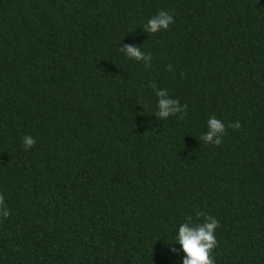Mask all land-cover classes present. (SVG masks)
<instances>
[{
	"label": "trees",
	"instance_id": "trees-1",
	"mask_svg": "<svg viewBox=\"0 0 264 264\" xmlns=\"http://www.w3.org/2000/svg\"><path fill=\"white\" fill-rule=\"evenodd\" d=\"M0 194V264H183L198 211L215 264H264V0H0Z\"/></svg>",
	"mask_w": 264,
	"mask_h": 264
},
{
	"label": "clouds",
	"instance_id": "clouds-1",
	"mask_svg": "<svg viewBox=\"0 0 264 264\" xmlns=\"http://www.w3.org/2000/svg\"><path fill=\"white\" fill-rule=\"evenodd\" d=\"M174 23V18L169 12L161 10L153 15L143 25L145 32L155 34L161 30L168 29L169 25ZM125 56L136 61H142L146 67H149L152 60L151 53H145L141 47L135 45H124L118 49ZM171 71V67L169 66ZM149 87L155 91L157 100V111L155 116L157 119L166 120L170 116L179 115L183 119L187 115V104L181 105L178 99L171 98L167 89H158L157 85L152 82ZM207 131L202 134L201 140L205 143L215 144L219 146L222 143V136L226 134L225 124L223 121L216 118L213 114L207 120ZM231 128L239 129L240 122L228 125ZM36 144L35 138L25 136L23 138V148L31 149ZM10 210L5 204L3 194H0V217L8 218ZM196 218L199 220L203 217L202 222L194 223L191 216L181 223L178 227V232L175 234V241L180 245L181 250L185 254L183 264H215L213 256L214 249L218 246L216 239V230L220 226L219 221L211 215H207L202 211L196 212ZM176 252V248L170 249Z\"/></svg>",
	"mask_w": 264,
	"mask_h": 264
}]
</instances>
